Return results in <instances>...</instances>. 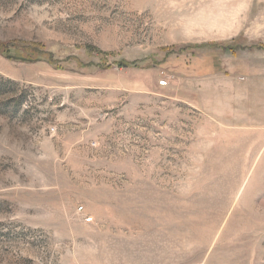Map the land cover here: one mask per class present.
Wrapping results in <instances>:
<instances>
[{
  "label": "rangeland",
  "instance_id": "1",
  "mask_svg": "<svg viewBox=\"0 0 264 264\" xmlns=\"http://www.w3.org/2000/svg\"><path fill=\"white\" fill-rule=\"evenodd\" d=\"M0 264H264V0H0Z\"/></svg>",
  "mask_w": 264,
  "mask_h": 264
},
{
  "label": "built area",
  "instance_id": "2",
  "mask_svg": "<svg viewBox=\"0 0 264 264\" xmlns=\"http://www.w3.org/2000/svg\"><path fill=\"white\" fill-rule=\"evenodd\" d=\"M159 84L160 85H166L167 84V80H165V79L164 80H160ZM77 209H78V211H82V207L81 206L78 207ZM85 220L87 222H89V221H91V217L85 218Z\"/></svg>",
  "mask_w": 264,
  "mask_h": 264
}]
</instances>
